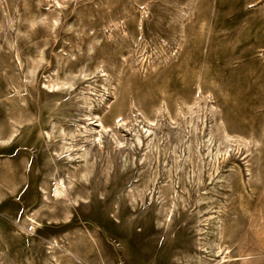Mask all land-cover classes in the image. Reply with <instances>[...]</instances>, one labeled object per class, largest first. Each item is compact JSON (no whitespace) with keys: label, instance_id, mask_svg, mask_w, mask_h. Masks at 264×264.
I'll use <instances>...</instances> for the list:
<instances>
[{"label":"rangeland","instance_id":"1","mask_svg":"<svg viewBox=\"0 0 264 264\" xmlns=\"http://www.w3.org/2000/svg\"><path fill=\"white\" fill-rule=\"evenodd\" d=\"M0 27V264H264V0H0ZM218 125L251 154L212 167Z\"/></svg>","mask_w":264,"mask_h":264},{"label":"bare ground","instance_id":"2","mask_svg":"<svg viewBox=\"0 0 264 264\" xmlns=\"http://www.w3.org/2000/svg\"><path fill=\"white\" fill-rule=\"evenodd\" d=\"M18 2H20V1H18ZM17 3V2H16ZM17 5V4H16ZM22 8V7H21ZM26 9V8H25ZM27 10V9H26ZM16 11H18L17 9H16ZM24 13V12H23ZM22 13V14H23ZM134 14V13H133ZM135 15V14H134ZM3 16V15H2ZM4 17V16H3ZM26 17V16H25ZM18 18H19V15H18ZM134 18V17H133ZM140 20V19H139ZM139 20L138 19H136V18H134L133 19V21H134V24L136 25V28H138L137 30H140V24H139ZM23 22V21H22ZM3 23V22H2ZM109 23V22H108ZM119 23V22H118ZM22 24V23H21ZM133 24V25H134ZM10 26V25H9ZM35 26V25H34ZM104 26V25H103ZM112 26V25H111ZM120 26V25H119ZM124 27V26H123ZM5 28V27H4ZM0 29H1V27H0ZM17 29V28H16ZM117 29V28H116ZM8 30V29H7ZM104 30V29H103ZM5 31V30H4ZM3 31V32H4ZM105 31V30H104ZM2 32V31H1ZM16 32H18V31H16ZM24 32V31H23ZM29 32V31H28ZM130 32V31H129ZM19 33V32H18ZM122 33V34H121ZM115 34V33H114ZM118 34V33H117ZM120 34L121 35H128V33H126L125 32V29H121L120 30ZM17 35V34H16ZM115 36V35H114ZM5 37V36H4ZM125 39V38H124ZM136 39V38H135ZM137 39H138V37H137ZM130 40H131V38H130ZM121 41V40H120ZM127 43V42H126ZM10 44V43H9ZM92 45V44H91ZM10 46H12V45H10ZM93 46V45H92ZM91 46V47H92ZM6 47H8V46H6ZM1 48V47H0ZM3 49V48H2ZM10 50H11V48H10ZM1 53V52H0ZM4 52L2 51V54H3ZM11 54V53H10ZM13 55V54H12ZM0 56H1V54H0ZM170 56H172V55H170ZM3 57V56H2ZM4 57H5V55H4ZM12 57V56H11ZM15 57V56H14ZM13 57V58H14ZM6 58V57H5ZM7 59V58H6ZM157 59V58H156ZM264 59V58H263ZM9 60V59H8ZM19 60H17V62H18ZM16 62V61H15ZM20 64H21V61L19 62ZM18 63V64H19ZM6 64V63H5ZM14 64V63H13ZM7 66V65H6ZM9 66H11L10 64H9ZM13 66V65H12ZM16 66V65H15ZM20 66V65H19ZM129 66V65H128ZM131 66V65H130ZM153 65H151V67H152ZM2 67V66H1ZM174 67V66H173ZM5 68V67H4ZM12 68V67H11ZM14 68H16V67H14ZM153 68V67H152ZM156 69V68H155ZM18 70H20V68L18 69ZM152 70V69H151ZM14 71V70H13ZM15 73V72H14ZM11 74H12V72H11ZM18 74V73H17ZM10 75V74H9ZM195 75V74H194ZM186 77H187V75H186ZM8 78H9V76H8ZM185 78V77H184ZM11 79V78H10ZM10 79H8V80H10ZM106 79V78H105ZM190 80V79H189ZM201 80V79H200ZM8 82V81H7ZM11 82H12V80H11ZM10 82V83H11ZM108 84V83H107ZM10 85V84H9ZM13 85V84H12ZM11 86V85H10ZM7 87V86H6ZM8 88V87H7ZM12 90V89H11ZM160 90V89H159ZM8 93V92H7ZM20 93V92H19ZM219 93V92H218ZM9 94V93H8ZM200 94V93H199ZM12 96V95H11ZM164 98V97H163ZM165 98H167V97H165ZM172 98V97H171ZM9 101H10V99H8ZM164 100V99H163ZM14 101V100H13ZM195 101V100H194ZM105 103V102H104ZM197 105H198V110H196V111H188L187 112V114H182L181 115V113H180V115L183 117V119H184V117L186 116V115H189V116H191V118H197V119H201V115H200V112H202V108H201V103H200V97H198V101L197 102H195ZM194 103V104H195ZM12 104V103H11ZM10 104V105H11ZM107 104V103H106ZM8 105V104H7ZM14 105V104H13ZM89 105H90V103H89ZM5 107V106H4ZM102 109V108H101ZM55 111V110H54ZM9 112V111H8ZM167 115V114H166ZM203 116V115H202ZM205 116V115H204ZM211 116V115H210ZM173 117V116H172ZM178 117V116H177ZM195 118V119H196ZM170 119V118H169ZM9 121V120H8ZM179 122H181V121H179ZM190 122V121H189ZM14 123V122H13ZM185 124H187V120H186V123ZM55 125V124H54ZM9 127V126H8ZM60 128V127H59ZM107 128V127H106ZM184 129H185V127H183ZM186 129H188V128H186ZM186 129H185V131H186ZM57 131V130H56ZM91 131L93 132L94 131V133L93 134H90V136L89 137H87V139L88 140H92V141H94V140H98V142H99V145H101V140L99 139V137H100V133H102V132H100V133H98L97 131L98 130H96V128L94 129H90V130H88L87 132H90L91 133ZM95 131L97 132V133H95ZM195 131H197V129H195ZM8 132H11V131H8ZM17 132V131H16ZM15 132V133H16ZM190 132V131H189ZM193 132V131H192ZM77 133V132H76ZM183 133V132H182ZM196 133V132H195ZM8 134V133H7ZM49 134V133H48ZM184 134H185V132H184ZM183 134V135H184ZM59 135V134H58ZM212 135V134H211ZM246 137V136H245ZM51 138V137H50ZM101 138V137H100ZM184 139V138H183ZM192 139V138H191ZM59 140V139H58ZM187 140V139H186ZM119 141H117V143H118ZM252 142V141H251ZM191 143H192V141H191ZM255 143V142H254ZM156 144H157V141L155 142V144L153 145V143H152V148L154 147V146H156ZM88 145V144H87ZM147 145V144H146ZM76 146H77V144H76ZM80 146V145H79ZM194 146V145H193ZM200 146V145H199ZM254 146V145H253ZM63 147V146H62ZM250 147H251V145H250V141L247 139V138H243V137H241V138H234L233 139V137H232V135L227 131V129H225V128H223V126L222 125H218V148H216V149H214V150H212L210 153H208L207 155H211V165H212V167H215L217 164H218V167H219V164L220 163H222L224 160H227L229 157H230V151L232 150V151H236V152H239V151H242V149H244L245 150V154H247V155H250L251 154V151L252 150H250ZM101 148V147H100ZM71 149V148H70ZM73 149V148H72ZM192 149H194V147H192ZM197 148H195V150H196ZM84 150V149H83ZM87 150V149H86ZM89 150V149H88ZM87 150V151H88ZM255 150V149H254ZM83 152V151H82ZM197 153V152H196ZM253 154V153H252ZM85 155H87V152L86 153H84L83 155L81 154V156L80 157H82V159H83V157H85ZM150 155V154H149ZM195 155V152L193 153V156ZM256 156V155H255ZM200 157V156H199ZM198 157V158H199ZM249 157V156H248ZM194 158H195V156H194ZM255 158H257V157H255ZM200 159H201V157L199 158V161H200ZM89 160V159H88ZM202 160V159H201ZM205 161V160H204ZM247 161V160H246ZM210 162V161H209ZM261 162V161H260ZM93 163V162H92ZM80 164V163H79ZM87 165H88V162L86 163ZM198 164V163H197ZM200 164V163H199ZM86 165V166H87ZM89 165H90V163H89ZM194 165H195V163H194ZM202 165V164H201ZM87 167H89V166H87ZM195 167V166H194ZM198 167H200V165L198 166ZM203 167V166H202ZM236 167V166H235ZM250 167L252 168V166H250V162H248L247 161V163H245V168H246V172L248 173V175H249V177H248V179L246 180V185H249V183H250V179H251V169H250ZM86 168V167H85ZM90 168V167H89ZM201 168V167H200ZM82 169V168H81ZM203 169V168H202ZM213 170V169H212ZM79 171V170H78ZM199 171H201L200 169H199ZM198 171V172H199ZM210 171V170H209ZM239 168H237V173H238V175L237 176H239ZM89 172V171H88ZM88 172L84 169V170H81L80 171V173H79V175L78 176H80L81 178L82 177H86V176H88L87 174H88ZM91 173V172H90ZM200 173V172H199ZM76 174V173H75ZM241 174V173H240ZM74 175V174H73ZM90 175V174H89ZM193 175V174H192ZM209 175V174H208ZM77 176V177H78ZM210 176V175H209ZM91 177V176H90ZM195 177V176H194ZM243 177V176H242ZM201 178V177H200ZM211 178V177H210ZM198 179V178H197ZM229 179V178H228ZM227 179V180H228ZM232 179V178H231ZM219 180H222V178L221 177H218V181ZM239 180V179H238ZM199 181H200V179H199ZM231 181V180H230ZM59 183V182H58ZM200 183V182H199ZM202 183V182H201ZM244 183V184H245ZM218 184H219V182H218ZM228 185V184H227ZM2 185H0V188L1 189H3L2 187H1ZM228 187H230L231 188V186H228ZM0 189V190H1ZM53 194H54V197L57 199V198H59L60 200L62 199V198H67L68 197V191H67V189H66V187H65V184L64 183H60V184H56V186H55V189H54V192H53ZM202 200V199H201ZM223 216V215H222ZM216 218V217H215ZM218 219V225H220V222H222V217H221V215H220V212H219V210H218V217H217ZM214 219V218H213ZM216 220V219H215ZM225 221V220H224ZM25 222V221H24ZM27 225V224H26ZM225 226V225H224ZM34 229V228H33ZM219 229V228H218ZM219 231V230H218ZM218 233H220V232H218ZM221 234V233H220ZM220 236V235H219ZM53 247V246H52ZM219 246H218V251H219ZM65 253H61L60 255H51L50 257L51 258H54L55 259V263L54 264H73V256H72V254L71 253H69L68 251H64ZM10 258V257H9ZM49 259L47 258L46 260H45V264H50L49 263V261H48ZM11 261V260H10ZM9 261V262H10ZM13 261V260H12ZM1 262V261H0ZM14 262V261H13ZM13 262H11V264H15V263H13ZM26 264V263H25Z\"/></svg>","mask_w":264,"mask_h":264}]
</instances>
